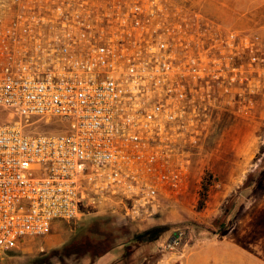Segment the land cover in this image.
<instances>
[{
	"label": "built area",
	"instance_id": "obj_1",
	"mask_svg": "<svg viewBox=\"0 0 264 264\" xmlns=\"http://www.w3.org/2000/svg\"><path fill=\"white\" fill-rule=\"evenodd\" d=\"M247 48L185 0H0V254L81 206L143 221L186 194Z\"/></svg>",
	"mask_w": 264,
	"mask_h": 264
},
{
	"label": "rangeland",
	"instance_id": "obj_2",
	"mask_svg": "<svg viewBox=\"0 0 264 264\" xmlns=\"http://www.w3.org/2000/svg\"><path fill=\"white\" fill-rule=\"evenodd\" d=\"M185 1L237 37L245 35L248 43L247 100L240 103L234 96L231 109L217 114L210 135L195 156L188 192L166 201L160 213L143 221L120 220L81 206L76 220L56 222L48 235L23 240L14 250L0 254V264H89L103 256L107 245L93 232L110 236L113 244L132 241L126 259L117 264H176L177 258L192 251L193 244L220 239L247 217L251 219L248 244H258L264 254V42L253 31L241 33L226 25L212 3L219 0ZM261 1L255 20L258 26L264 25ZM10 120L0 109V124ZM60 130L55 123L39 122L25 132L50 134ZM154 228L162 229L158 237L145 235ZM173 238L177 245L169 248Z\"/></svg>",
	"mask_w": 264,
	"mask_h": 264
},
{
	"label": "crops",
	"instance_id": "obj_3",
	"mask_svg": "<svg viewBox=\"0 0 264 264\" xmlns=\"http://www.w3.org/2000/svg\"><path fill=\"white\" fill-rule=\"evenodd\" d=\"M212 3L215 10L223 16L220 19L231 29L241 33L253 31L264 42V25L258 26L259 24L255 22L257 11L262 5L261 0H219ZM250 222V217H247L246 220L239 221V224L233 226L220 239L215 237L206 240L203 244H193L192 251L182 258H177L176 264H264V254L260 249L262 247L258 244L256 246L248 244L250 239L246 238L248 228L251 226ZM121 247L123 244H117V249H122ZM116 256L114 251H110L94 262L89 261V264H97L99 261H108L105 264H111ZM166 263L168 262H164Z\"/></svg>",
	"mask_w": 264,
	"mask_h": 264
},
{
	"label": "trees",
	"instance_id": "obj_4",
	"mask_svg": "<svg viewBox=\"0 0 264 264\" xmlns=\"http://www.w3.org/2000/svg\"><path fill=\"white\" fill-rule=\"evenodd\" d=\"M87 209V208H84ZM84 213L88 212L87 210H83ZM85 214H82V216H84ZM105 215V214H104ZM162 232L161 228H154L153 230H150L148 232L145 233V235L147 236H155L158 237ZM93 235H96L98 238H104V244H107L106 247L102 250L103 254L108 253L110 251H114L115 254L118 256L117 259L115 258L114 262H112L111 264H117V262H122L126 259V251L129 248V246H131V240L127 241V242H121L118 244H123V247H121L122 249H117V244H113V240L111 239L110 236H105L104 234H101V232H93ZM138 239L134 238L133 240L136 241Z\"/></svg>",
	"mask_w": 264,
	"mask_h": 264
}]
</instances>
